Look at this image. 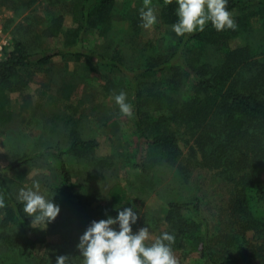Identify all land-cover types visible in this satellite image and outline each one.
<instances>
[{"label": "trees", "instance_id": "obj_1", "mask_svg": "<svg viewBox=\"0 0 264 264\" xmlns=\"http://www.w3.org/2000/svg\"><path fill=\"white\" fill-rule=\"evenodd\" d=\"M154 1L159 5L161 23L176 22L177 0ZM115 2L73 0V20L79 29L87 23H105L110 18L108 8ZM226 7L239 13L234 16V29L218 31L209 22L203 31L179 36L165 53L148 56L132 75H123L131 90L134 131L139 147L144 145L139 157L124 154V160L136 169L135 176L144 180L140 186L153 189L161 180L163 167H174L173 182L187 186L189 165L193 162L194 168L214 171L227 186L225 213L214 223L203 212L201 196L182 197L179 188L171 190L161 231L175 234L172 248L179 257L178 264H264V49L248 42L241 46L231 44L249 25L256 24L257 34L264 35V0H228ZM56 19L60 21L61 17ZM58 26L59 22L52 24L48 33H54ZM79 43L69 42V46L57 51L43 48L35 52L34 58L20 39L5 47L0 59V124L6 121L3 115L10 103L8 89L19 71L34 63L47 65L56 52L74 55L76 59L95 54L68 48ZM191 48L198 51L189 55ZM206 48H211L213 55L216 53L212 61L198 56ZM96 56L112 70L122 71L116 57L106 58L101 53ZM173 124L199 131L185 164L181 162L179 137ZM71 135L67 146L48 149L58 161L63 181L70 179L63 154L82 155L98 146L96 139ZM30 158L24 153L0 166V194L5 198V206L0 208V248L30 256L32 251L46 246V258L36 263L55 264L57 255L69 254L72 264H76V245L83 232L72 231L67 222L63 227L68 229L63 231L60 242H47L46 230L31 226L6 176V170L25 164ZM107 197L106 203L96 207L95 220L113 216L117 208L133 204L135 210L138 208V199L119 180L108 187ZM153 222L158 227L154 218ZM193 254H198L199 263L193 260ZM188 257L190 261H186ZM0 264H5L1 257Z\"/></svg>", "mask_w": 264, "mask_h": 264}, {"label": "rangeland", "instance_id": "obj_2", "mask_svg": "<svg viewBox=\"0 0 264 264\" xmlns=\"http://www.w3.org/2000/svg\"><path fill=\"white\" fill-rule=\"evenodd\" d=\"M72 1L0 0L3 51L14 39H20L27 52L34 55L32 58L43 48L57 51L72 41L80 43L68 47L70 50L95 53L91 58L81 55L76 59L74 55L56 52L47 65L34 63L14 78L8 89L10 103L3 115L6 121L0 124V166L24 153L31 157L27 163L6 170L15 196L20 187L31 186L33 179H39L42 190L46 189L45 195L60 205L59 214L45 229L50 244L60 242L63 231L68 229L63 227L67 222L72 231L83 232L96 219V207L108 201L107 189L115 180L129 186V194L138 199V220L133 231L148 225L150 237L146 243L154 241L165 227L161 219L172 189L182 190V197L201 196L203 212L214 223L224 215L228 195L226 183L214 171L208 167L194 168V162L190 163V177L184 186L173 182L174 167H163L161 180L153 185L154 188L143 189L140 185L145 184L144 180L136 177V169L124 160V154L139 157L144 153V145L139 147L132 116L120 111L114 95L124 90L130 102L131 90L125 85L123 75H132L148 56L165 53L178 42L179 36L172 30V25L160 22L159 5L154 0H150L148 6L156 10L157 22L150 29L143 27L139 15L145 0H116L108 8L110 18L105 23H87L85 28L79 29L72 17ZM232 14L234 17L239 13L233 11ZM58 17H61L60 21L56 19ZM55 22H59L58 29L48 33ZM257 27L256 24L249 25L231 40V44L241 46L248 42L264 49V35L262 32L257 34ZM197 51L191 48L188 53L192 55ZM98 53L106 58L116 57L124 72L112 70L98 60ZM213 53L211 48H206L198 56L212 61L216 57ZM173 126L179 137L181 162L185 164L199 131L182 124ZM71 133L83 139H96L98 146L82 155L63 154L70 176L68 181H63L58 161L48 149L67 146ZM116 215L117 211L113 217ZM153 218L158 227H154ZM0 249L5 264H35L46 258L48 251L42 246L27 256ZM174 255L178 261V255ZM192 258L196 263L200 262L198 254H193ZM190 260L189 257L186 259ZM76 264H82L80 254Z\"/></svg>", "mask_w": 264, "mask_h": 264}, {"label": "clouds", "instance_id": "obj_3", "mask_svg": "<svg viewBox=\"0 0 264 264\" xmlns=\"http://www.w3.org/2000/svg\"><path fill=\"white\" fill-rule=\"evenodd\" d=\"M145 0L139 15L144 28L150 29L157 22L154 7L148 6ZM228 0H177L176 15L178 19L172 24V30L182 36L185 33L203 31L211 24L219 31L235 28L232 12L226 7ZM128 94L121 90L114 95L115 103L120 111L133 116V105ZM41 181L33 179L31 186L20 187L16 199L23 206V212L31 217L32 227L46 229L60 212V205L45 195ZM134 205V204H133ZM117 208L115 217L92 220L78 238L76 247L82 257V264H178L172 245L175 234L162 232L151 243L149 226L133 231L138 220V212L134 206ZM5 206V198L0 194V208ZM69 254L57 255L55 264H72Z\"/></svg>", "mask_w": 264, "mask_h": 264}, {"label": "built area", "instance_id": "obj_4", "mask_svg": "<svg viewBox=\"0 0 264 264\" xmlns=\"http://www.w3.org/2000/svg\"><path fill=\"white\" fill-rule=\"evenodd\" d=\"M4 41L0 43V59L2 57V54H3V45H4Z\"/></svg>", "mask_w": 264, "mask_h": 264}]
</instances>
